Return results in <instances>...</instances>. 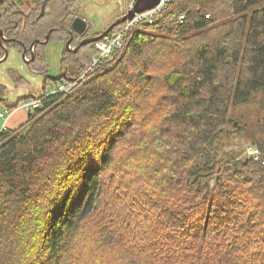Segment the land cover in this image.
Segmentation results:
<instances>
[{"label":"trees","instance_id":"1","mask_svg":"<svg viewBox=\"0 0 264 264\" xmlns=\"http://www.w3.org/2000/svg\"><path fill=\"white\" fill-rule=\"evenodd\" d=\"M43 1L0 0V30L10 40L0 58L10 45L31 53L40 40L26 61L47 78L42 47L54 38L67 44L64 20L76 5L50 0L41 15ZM219 1L172 0L154 23L132 27L124 47L87 71L73 93L45 96L20 129L0 130V264L75 261L71 251L91 234L109 188L107 207L131 234L127 264H264L263 162L219 161L212 152L231 106L264 89V0ZM222 5L235 16L228 28L213 25ZM70 45L54 80L79 77L97 53L76 37ZM6 93L0 84L5 103ZM120 201L124 210L115 209ZM106 229L126 243L120 227L106 223L93 235ZM23 230L33 231L27 244ZM111 237L102 246L116 249Z\"/></svg>","mask_w":264,"mask_h":264},{"label":"rangeland","instance_id":"2","mask_svg":"<svg viewBox=\"0 0 264 264\" xmlns=\"http://www.w3.org/2000/svg\"><path fill=\"white\" fill-rule=\"evenodd\" d=\"M125 1L126 0H75L76 14L80 18L85 19L90 25L87 35L92 36V38L97 37L111 27L117 19L123 17L124 14L131 9L130 4ZM220 2H222V0L216 5L219 6L221 4ZM228 6L229 5H222L225 12L221 13L218 11L216 14L217 19L213 25L228 28L229 24L233 23V18H235V16H232L231 11L227 10ZM114 28L112 30H114ZM107 36L108 35L105 37ZM102 39L98 40V42ZM98 42L95 41L92 43ZM66 45L65 41L58 38H54L43 45L42 52L45 55L48 67V73H46L48 74L47 78H45V73L34 70L31 64L27 63L26 59L23 57V53L17 47L12 45L7 47V57L5 59H0V84L7 87V95L5 97L3 96L7 99V103H15L18 99L24 96H41L43 92H46V89H43L45 84L44 81H46L45 87L47 89L54 86L57 80H54L53 78L59 76L61 74L60 72H62L61 58ZM156 48L157 46L155 49ZM165 53H167L166 55H172L170 50H167ZM159 54L160 55L155 54L156 67L162 68V64H164L162 61H165L162 57L166 55L161 56V53ZM162 69H158L157 74H162ZM11 70H14L15 74H13ZM15 75H18L21 79L18 77L16 78ZM125 86L127 87V85ZM130 94V92L126 93L123 98L127 99L128 96H131ZM7 103L0 101V111L6 108ZM19 114L22 116L27 114V111L19 110L14 117ZM157 119L160 118L157 116ZM226 120V124L221 132V138L216 142L214 145L215 149L212 151L218 155L217 160L220 161L228 156H231V158H234L235 160H255L248 155V149L253 147L260 151L261 154L259 160H262L264 166V89L257 92L247 104L231 106ZM3 121L4 120L0 118V130L3 128ZM20 123V126H18L19 129L25 124L23 121ZM243 186L245 187L246 185ZM246 191H249L246 192V201H248V203L254 202L251 196L252 191L248 188ZM110 194L111 192L109 188L107 191V201L102 200V203L98 206L99 216L94 218L90 224L92 236L88 233L84 236L82 244L81 241L78 242L77 245L75 244L76 247L71 252L73 255L75 254V256H77V259L74 261L71 257L70 264H107L109 261L110 263L127 264V251L124 246L126 244L130 246L128 240L131 234L126 228H121L120 224L113 218V215L115 214L114 210L112 209L110 211V208L107 207L111 202L109 197ZM116 206L115 209L124 210V205L121 201L116 202ZM38 207L39 206H37V208ZM34 215H36L34 212L28 213L25 216L26 220L34 217ZM105 223L111 228L120 227V232L125 238H127L125 240L126 243H124L119 236L118 238L115 235L114 237H111V229L103 231L101 235L102 237L94 236L95 229L98 228L100 224L104 225ZM130 225H137V223L132 221L128 224L127 228H129ZM13 233H15V231H11V234ZM31 233H33V231L28 233L27 230H23L24 237L26 238L25 244L31 242L33 235L28 236ZM13 236L20 247L22 241L20 242L18 237L15 235ZM109 237L112 238L111 240L118 239L119 243L116 249L111 248V246H102L105 241H108V239L110 240ZM10 239L12 240V238ZM132 247L134 246L132 245ZM17 249L22 251V246ZM34 251L36 252L33 253V256L36 258V255H38L39 252L38 247H36Z\"/></svg>","mask_w":264,"mask_h":264},{"label":"built area","instance_id":"3","mask_svg":"<svg viewBox=\"0 0 264 264\" xmlns=\"http://www.w3.org/2000/svg\"><path fill=\"white\" fill-rule=\"evenodd\" d=\"M136 1L137 0H126L125 2H128L131 8H133ZM171 1L172 0H160V2L151 9L135 13L132 18L127 19L125 22H123L124 25L120 30L116 31L115 33L109 34L98 43H94L97 53L93 56L92 63L82 75L75 79L63 78L58 80L54 86L46 89V92H44L43 95L36 97H27L20 101L21 103L14 109H5L0 111V118L5 119V121L7 122L9 115H11V113L15 109H23L33 114L39 107L42 106L45 96L56 94H70L71 92L73 93V91L80 85V83L86 80L87 71L92 70L93 67L97 65L98 62H100L103 58L109 57L113 50L122 49L124 47L125 36L132 27L138 25V23L143 21L154 23L160 16V13L164 10V8L168 6ZM128 11L126 13H128ZM185 19L186 14H180L177 18V21H179L180 23H184ZM6 122L2 129H6ZM260 154V151L254 149L253 147L248 149V155L250 157H253L255 160H259Z\"/></svg>","mask_w":264,"mask_h":264},{"label":"water","instance_id":"4","mask_svg":"<svg viewBox=\"0 0 264 264\" xmlns=\"http://www.w3.org/2000/svg\"><path fill=\"white\" fill-rule=\"evenodd\" d=\"M46 2L47 0H45L43 2V10L45 8V5H46ZM160 2V0H137V2L135 3L134 7L131 8L128 13H125L123 17H121L120 19H117L112 25L111 27H109L108 29H106L102 34H100L99 36L97 37H90V38H85L82 42H81V45H86V44H89V43H92V42H95L102 38H104L106 35L109 34V32L114 28L116 27L117 25L125 22L127 19H130L132 18L135 13H138V12H143L147 9H151L152 7H154L155 5H157L158 3ZM84 20L83 19H80V18H76L74 20V23L72 24L74 30L77 32V33H80L81 30L79 29V25H77L78 22H83ZM84 23V22H83ZM53 31L51 30L50 33L47 35L46 37V40L44 42H47L49 40V37H50V34L52 33ZM2 35H3V32H1L0 30V45H3L5 42H10V40L8 39H5L4 37L2 38ZM39 42V40H36L34 41L33 45L34 44H37ZM67 46L69 47L70 46V41L67 42ZM79 50V47L76 48V51ZM7 54L8 52L6 51V56L4 58L7 57ZM23 57L25 58L26 57V54L23 53ZM3 58V59H4Z\"/></svg>","mask_w":264,"mask_h":264},{"label":"flooded vegetation","instance_id":"5","mask_svg":"<svg viewBox=\"0 0 264 264\" xmlns=\"http://www.w3.org/2000/svg\"><path fill=\"white\" fill-rule=\"evenodd\" d=\"M44 1H45V0H44ZM44 1H43V2H44ZM49 1H50V0H47L44 10H43V8L41 9V15H44V14H45V12H46V7H47V4L49 3ZM61 1L64 2V3H65V7L68 8V5H69V4L67 3V1H69V0H61ZM42 6H43V3H42ZM71 16H72V17H71ZM76 18H80V17L76 14V10L69 8V13H68L66 19L64 20V22H65V25H66L67 28H68V31H70V32H69L70 39L68 40V41H70V44H71V42H72V40H73L74 37H76L77 40H80V44H81V42H82L85 38H90V37H92V36H88V35H87V31H88L90 25H89V23H88L87 21H85V19H83V20H84V21H83L84 23H83V22H78V23H77V25H79L78 27H79V29L81 30V32H80V33H77V32L74 30L72 24L74 23V20H75ZM80 19H82V18H80ZM51 30L54 31L53 29H51ZM51 30H50V31H51ZM111 31H112V30H111ZM111 31L109 32V34L111 33ZM1 32H3V31L1 30ZM49 33H50V32H49ZM52 33H53V32H52ZM52 33H51V34H52ZM51 34H50V36H51ZM3 37H4V35H2V38H3ZM4 38H5V37H4ZM49 38H50V37H49ZM45 40H46V39H45ZM45 40H43V42H44ZM35 41H36V40H35ZM68 41H67V42H68ZM39 42H40V40H39ZM47 42H48V41H47ZM33 43H34V42H33ZM33 43H32V45L30 46L31 53H30V52L27 53V49H25V50L23 51V53L26 54L25 59H26L27 61H30L31 59L34 58V46H35L36 44L33 45ZM3 45H4V44H3ZM77 47L80 48V45L77 46ZM77 47H76V48H77ZM68 48L72 49L71 45H70ZM76 48L74 47L73 50H76ZM6 51H7V49H6ZM7 52H8V51H7ZM28 55H29V56H28ZM5 56H6V54H5ZM5 56H4V57H5ZM4 57H2V59H3ZM0 59H1V58H0ZM4 59H5V58H4Z\"/></svg>","mask_w":264,"mask_h":264},{"label":"crops","instance_id":"6","mask_svg":"<svg viewBox=\"0 0 264 264\" xmlns=\"http://www.w3.org/2000/svg\"><path fill=\"white\" fill-rule=\"evenodd\" d=\"M5 109H14V108H10V106L7 105ZM5 109H4V110H5ZM19 110H23V109H15V110H13V112L11 113V115H9V118H8L7 122L5 121V119L1 118V119L4 120V121H3V126H4L5 122H6V125H5L6 128L16 130V129H19L18 126H20V124H22V123H20V122L23 121V123H26V121H27L28 116H29L30 113L27 112V114H24V115H22V116L19 114V115H16V116L14 117V115H15ZM19 123H20V124H19ZM23 125H24V124H23Z\"/></svg>","mask_w":264,"mask_h":264},{"label":"clouds","instance_id":"7","mask_svg":"<svg viewBox=\"0 0 264 264\" xmlns=\"http://www.w3.org/2000/svg\"><path fill=\"white\" fill-rule=\"evenodd\" d=\"M109 35V34H108Z\"/></svg>","mask_w":264,"mask_h":264}]
</instances>
